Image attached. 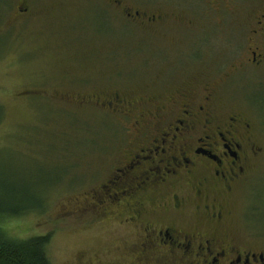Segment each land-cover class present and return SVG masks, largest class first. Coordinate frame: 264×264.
Instances as JSON below:
<instances>
[{
    "label": "rangeland",
    "instance_id": "1",
    "mask_svg": "<svg viewBox=\"0 0 264 264\" xmlns=\"http://www.w3.org/2000/svg\"><path fill=\"white\" fill-rule=\"evenodd\" d=\"M121 1L161 13L167 21L159 29L131 24L112 8L102 11L101 0H0V203L32 208L0 226L16 240L49 235L51 264H131L134 259L132 229L118 217L84 209L85 197L125 148L129 122L80 105V97L104 99L115 90L141 95L183 68L190 82L222 78L224 101L249 115L259 132L258 191L248 200L257 212L243 219L245 193L232 196L223 230L264 231V68L245 66L250 15L243 7L251 0H235L232 11L229 2L213 7L210 0ZM204 16L208 25L197 23ZM176 19L196 22L181 27L172 23ZM184 52L202 59L182 64ZM67 99L74 103L57 102ZM166 197L165 192L160 203ZM183 205L182 214H174L188 217L191 228L207 223L199 200Z\"/></svg>",
    "mask_w": 264,
    "mask_h": 264
},
{
    "label": "flooded vegetation",
    "instance_id": "2",
    "mask_svg": "<svg viewBox=\"0 0 264 264\" xmlns=\"http://www.w3.org/2000/svg\"><path fill=\"white\" fill-rule=\"evenodd\" d=\"M101 1L106 3L102 11L112 8L131 24L159 29L167 21L161 13L138 11L121 0ZM225 2L230 11L238 5L235 0H210L209 4L214 7ZM243 10L250 15L245 66L261 69L264 0H251ZM194 22L172 20L181 27ZM199 22L208 25L205 16ZM203 47L198 48L200 52ZM201 57L184 52L179 60L199 63ZM180 71L157 80L141 95L115 90L104 99L80 97V105L102 108L129 122L125 126L128 141L117 167L85 197L84 209L96 216L118 217L132 229L136 238L131 264H264L262 229L223 230L232 213L227 203L232 196L245 193L243 219L253 218L257 212L248 200L258 191L256 168L263 158L257 143L259 132L249 115L224 101L222 78L190 82L188 69ZM181 78H187L185 83ZM226 81L232 82L233 76L227 75ZM57 102L74 103L68 99ZM165 192L167 201L160 203ZM193 198L201 202L200 212L207 219L195 228L188 217L174 214H182L183 204Z\"/></svg>",
    "mask_w": 264,
    "mask_h": 264
},
{
    "label": "trees",
    "instance_id": "3",
    "mask_svg": "<svg viewBox=\"0 0 264 264\" xmlns=\"http://www.w3.org/2000/svg\"><path fill=\"white\" fill-rule=\"evenodd\" d=\"M3 119V108L0 106V123ZM31 210L32 208L29 210L24 207L22 202L20 204L1 202L0 222L6 219L21 218L31 214ZM49 243V235L25 240L13 239L0 226V264H51L47 253Z\"/></svg>",
    "mask_w": 264,
    "mask_h": 264
}]
</instances>
